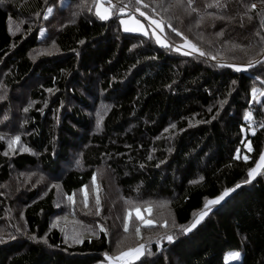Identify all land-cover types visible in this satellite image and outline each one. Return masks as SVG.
<instances>
[{
	"label": "trees",
	"instance_id": "trees-1",
	"mask_svg": "<svg viewBox=\"0 0 264 264\" xmlns=\"http://www.w3.org/2000/svg\"><path fill=\"white\" fill-rule=\"evenodd\" d=\"M114 1L101 20L94 0H0V264H109L139 245L129 264H226L231 251L227 264H264V167L249 177L264 153L251 92L264 89V4L184 0L190 16L172 25ZM127 6L163 21L165 43L125 31ZM184 37L199 51L177 50ZM160 203L169 218L145 211ZM133 206L154 223L133 212L125 232Z\"/></svg>",
	"mask_w": 264,
	"mask_h": 264
},
{
	"label": "snow or ice",
	"instance_id": "snow-or-ice-1",
	"mask_svg": "<svg viewBox=\"0 0 264 264\" xmlns=\"http://www.w3.org/2000/svg\"><path fill=\"white\" fill-rule=\"evenodd\" d=\"M142 0H136V3L139 4L141 3ZM260 2L262 4H264V0H260ZM95 3V12L96 15L101 19V20H107L109 19L112 15H113V7H115L112 4V0H94ZM186 4H187V8L191 10V12H196L197 8H195L193 6L194 4V0H186ZM184 5V0H176L175 2V7H181ZM226 3H221V0H212L211 3L207 4L206 7H226ZM145 7H147V5H145ZM251 9H255L257 6L256 4H251L249 6ZM119 11L121 13L124 12V8H120ZM136 11L140 12V16L141 17H145L146 19L151 20V23L153 25L156 26V28L161 29V31L163 30L162 27V23L160 21L151 19V17H148L146 15L145 12L140 11L139 8L136 9ZM48 14L50 15L52 13V8H49L47 10ZM208 15H213L212 13H208ZM223 18V17H221ZM45 19H47V15L45 16ZM249 19H252V17L250 16ZM120 23L124 26V30L125 31H139V32H143L145 35H147L148 33L146 32L144 25L141 23V21L137 18H135L134 16L129 17L128 19H121ZM169 27H171V25H169ZM17 30H19V27H17ZM44 29H41V32L43 33ZM173 32H176L177 35H182V33H180L176 28H172ZM155 34V33H153ZM259 34V33H257ZM218 35H222V33H218ZM185 40V46L191 48L193 51H199V49L196 47L195 44H192L190 41L187 40V37H184ZM157 42L158 43H162L164 44L165 42L162 41L159 36H157ZM234 47H236L234 45ZM179 50V49H177ZM190 54V53H188ZM204 52H200V55H204ZM259 62V61H258ZM230 67H233L236 71H241L246 67H250L251 66V61L248 62L247 65H229ZM257 79H259V77H257ZM233 83H235V81H233ZM51 91V90H49ZM252 98L253 100H256L257 103L260 102V100L257 99V97H264V89H258L253 87L252 90ZM25 111H27V109H25ZM252 114L251 112L247 113L245 115V119L249 120L251 119ZM100 121H97V127H99ZM172 127H175V125H173ZM261 127H264V124L261 125ZM253 134H255V130L252 129ZM0 139H3V137H0ZM20 141V137L19 136H15L13 137L10 141H9V147L12 148L13 145L17 144ZM21 150H29V149H21ZM5 155H7V153H5ZM264 167V153H261L259 161L256 164L255 168H252L249 170V177L251 178L252 175L257 171V169ZM93 181H95V174L93 175ZM85 188L87 186H84ZM236 187H239V185H236ZM234 191V189H225V191L223 193H221L220 195H218L217 197H215L214 199L208 200L205 205L204 208L206 209V211H202L199 215V217H197L189 226H184L181 225V229L184 232H188L191 230V228L196 227V224H198L200 222L201 219H203V217L205 215H207V212L211 210V208L209 207L210 205H215L218 204L221 200L224 199L225 196H227L230 192ZM67 199L69 201H72L73 203H75L74 201V194L72 195H68ZM85 206H87V193L85 192ZM97 205H99V197H97L96 200ZM129 203H133L131 201H129ZM145 211H147L149 214L151 213L152 209L151 206H148L145 208ZM133 212H135L136 218L138 220H140L144 225H152L154 223L153 220L151 219H145L141 213V210L138 207L133 206L132 208H129L127 211V215L125 217V223H124V230L125 232L128 231L129 228V220L132 217ZM97 214H99V208L97 209ZM100 230L102 232H105L106 230L103 228V226H100ZM136 231V235H140V229L139 227H137L135 229ZM169 242L173 241V236L168 235L165 237ZM73 239L76 242H81L78 238V236H74ZM143 245H139L137 248L135 249H128L127 251H123L120 252L119 255L117 256H108L107 253H105V257L106 259L109 261V264H129V260L130 259H137L139 257V255L141 254L140 250L143 248ZM240 257V253L238 251H233V252H229L226 254L225 256V262L227 264L228 261L230 260H234V259H239Z\"/></svg>",
	"mask_w": 264,
	"mask_h": 264
},
{
	"label": "rangeland",
	"instance_id": "rangeland-1",
	"mask_svg": "<svg viewBox=\"0 0 264 264\" xmlns=\"http://www.w3.org/2000/svg\"><path fill=\"white\" fill-rule=\"evenodd\" d=\"M143 1L144 2H141V4H143V5L146 4V5H150L151 7H154L153 10L156 13H159V14L163 15L167 21L172 23V25H174V22L172 21L171 16L174 15L176 18H180V17L183 18L186 15V12H185V9H184L183 6H181V7H175L174 6L176 0H143ZM112 4L113 5H117V2L112 0ZM256 5H259V4H256ZM122 8H124V12H128V13L131 12V14H129L127 16H124V17H121V19H128L129 17L134 16L135 18L139 19L141 21V23L144 25V28H145L146 32H148L152 36H154L156 40H157V36H159V38L162 41L165 42V38L164 37H165V33L166 32H165L163 21H161L160 19L151 17V19L160 21L162 23L163 30L161 31V29L156 28V26L151 23V20L146 19L145 17H141L140 16V12H138L136 10H133L129 6L122 7ZM90 9L96 14V12H95V3L94 4L93 3L90 4ZM81 12H83V11H81ZM83 13H85V11ZM145 13H146V15L148 17H150L148 12H145ZM189 16H190V14L187 15V17H189ZM187 17H185V19H187ZM182 20L183 19H181V21ZM121 26L124 29V26L122 24H121ZM128 32H139V31H128ZM139 33H143V32H139ZM153 33H155V34H153ZM176 48L179 49L180 51L184 52V53L197 52V51H193L189 47H186L185 46V42H183V44L177 45ZM262 168L263 167L257 169V171L254 173V175H256ZM163 202H166V201H163ZM151 209H152V211H154L158 215V217L162 216V217H168L169 218V215H170L169 214V206L166 203H160V204L156 205L155 207H151ZM140 252H141V254L139 255V257L137 259H139V258H141V256H143V254L145 252V247H143L140 250ZM231 252H233V251H231ZM240 258H241V253H240L239 259ZM137 259H130L129 262L135 261ZM239 259H234V260H230V261H236V260H239Z\"/></svg>",
	"mask_w": 264,
	"mask_h": 264
}]
</instances>
